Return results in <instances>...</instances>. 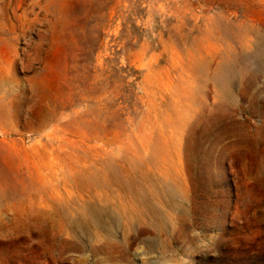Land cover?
<instances>
[{
    "label": "rangeland",
    "instance_id": "obj_1",
    "mask_svg": "<svg viewBox=\"0 0 264 264\" xmlns=\"http://www.w3.org/2000/svg\"><path fill=\"white\" fill-rule=\"evenodd\" d=\"M0 264H264V0H0Z\"/></svg>",
    "mask_w": 264,
    "mask_h": 264
},
{
    "label": "bare ground",
    "instance_id": "obj_2",
    "mask_svg": "<svg viewBox=\"0 0 264 264\" xmlns=\"http://www.w3.org/2000/svg\"><path fill=\"white\" fill-rule=\"evenodd\" d=\"M247 43V42H246ZM251 43V42H250ZM248 47H252L255 53H260L263 51V38H257L256 41L253 44H247ZM85 152V151H84ZM85 154H87V152H85ZM93 155V154H92ZM80 156V155H79ZM78 156V158H79ZM88 155H85L83 157L80 156V160H84L85 158V164L87 163V161H89L87 159ZM94 156V155H93ZM92 156V160L94 159V157ZM87 159V160H86ZM83 162V161H82ZM94 162V161H93ZM97 165H93V163H90L89 166H87V171L82 172V171H77L78 173V178L79 179H84L83 181H80L78 179H75V184L78 187H85L87 189H93L96 186H104L105 180H104V174L107 172L108 168L109 170H116L114 168L113 165H109L106 168H103L102 165H100V168H98V170L101 173V179L96 178L95 176V169H96ZM121 176L124 178V183L126 184V187L130 190L132 187L136 188L134 194H135V199L136 201L141 204V205H145L146 201H147V194H148V190L145 189V184L143 183L144 181L141 180L140 177H137L135 175L132 174L131 170L126 167V166H121ZM170 191V188H168V192ZM118 194V193H117ZM106 195V194H105ZM107 197V196H106ZM91 198H93V200H97L99 203H102L105 201V198H102L97 192L92 191L91 194ZM113 201V199H111ZM110 202V201H109ZM115 202V201H113ZM127 202V201H126ZM132 202V201H131ZM119 203V202H118ZM120 204V203H119ZM130 204V203H129ZM134 205V204H133ZM149 205V204H148ZM123 206V205H122ZM126 206V204H125ZM128 207V205L126 206ZM126 207L123 206V208H121L122 210ZM124 209V210H125ZM121 210V211H122ZM123 210V213H124ZM129 213L128 215L131 216L132 215V211L133 208L129 207L128 208ZM126 213V212H125ZM83 214H87V217L91 220V222L95 223L97 222L98 224H102L103 223V217L107 216V215H111L108 211H106V209L102 206H98L95 203L89 204L85 207V213ZM114 218L117 217L118 215H112ZM88 222V221H87Z\"/></svg>",
    "mask_w": 264,
    "mask_h": 264
}]
</instances>
